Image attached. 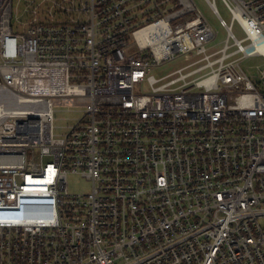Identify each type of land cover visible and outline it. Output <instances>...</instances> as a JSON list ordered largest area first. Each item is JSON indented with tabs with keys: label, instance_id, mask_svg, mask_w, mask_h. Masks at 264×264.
Returning <instances> with one entry per match:
<instances>
[{
	"label": "built area",
	"instance_id": "1",
	"mask_svg": "<svg viewBox=\"0 0 264 264\" xmlns=\"http://www.w3.org/2000/svg\"><path fill=\"white\" fill-rule=\"evenodd\" d=\"M206 1L218 50L195 0H0V264H264V0Z\"/></svg>",
	"mask_w": 264,
	"mask_h": 264
},
{
	"label": "rangeland",
	"instance_id": "2",
	"mask_svg": "<svg viewBox=\"0 0 264 264\" xmlns=\"http://www.w3.org/2000/svg\"><path fill=\"white\" fill-rule=\"evenodd\" d=\"M201 11L204 13L208 21L212 24L215 32L217 33L216 39L211 42L209 45L210 48H213L215 50H218L223 47L226 39H227V31L222 26L220 19L218 16L213 12L212 8L208 4L206 0H195ZM217 8L219 12L221 13L222 17L228 22H231V14L228 11V9L225 7L223 2L221 0L216 1ZM24 5L23 3L19 2V0H14V6H13V13H14V19H13V25L14 27H19L20 23L18 22L16 16L20 15L21 20L25 19V14L23 12ZM233 32L234 34L239 38L243 39L246 37V34L241 27L239 23H234L233 25ZM132 45L134 47L136 46V43L134 39L132 38ZM197 58L195 56L190 55H181L174 59L171 62H167L163 64L162 66L155 68L151 71L152 74H154L156 77H163L171 72H174L175 70L188 65L192 62H194ZM242 65L244 68H256L257 66H260L263 64V59L258 57H251L242 60ZM145 91H148V87H145ZM82 108L78 105L73 106L72 104H59L55 107V120H54V126H55V133L56 134H63L66 131L69 130V127L73 125L77 118H80L82 116ZM69 190L70 192L74 194L78 193H87L91 190V183L82 178L81 176H70L69 177Z\"/></svg>",
	"mask_w": 264,
	"mask_h": 264
},
{
	"label": "bare ground",
	"instance_id": "3",
	"mask_svg": "<svg viewBox=\"0 0 264 264\" xmlns=\"http://www.w3.org/2000/svg\"><path fill=\"white\" fill-rule=\"evenodd\" d=\"M156 32V29L153 28L152 26H149L145 29H142L138 32H136V36L139 40V42L142 44V45H145V40L146 38L150 35V34H153ZM154 46L157 47L158 45H160L161 43L160 42H153Z\"/></svg>",
	"mask_w": 264,
	"mask_h": 264
}]
</instances>
